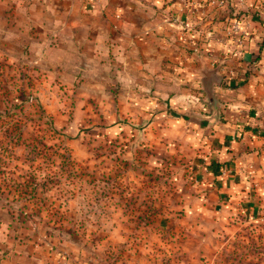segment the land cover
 Returning <instances> with one entry per match:
<instances>
[{
    "label": "rangeland",
    "instance_id": "rangeland-1",
    "mask_svg": "<svg viewBox=\"0 0 264 264\" xmlns=\"http://www.w3.org/2000/svg\"><path fill=\"white\" fill-rule=\"evenodd\" d=\"M82 1L0 0V257L19 258L16 264H264V185L259 193L247 188L258 195L254 206L203 185L208 121L199 126L181 115L208 112L203 93L161 76L165 67L181 76L192 53L222 68L230 56L217 45L227 29L205 30L194 41L186 32L197 17L229 15L234 6L244 16L237 7L244 0H174L167 18L179 23L187 15L178 46L189 57L163 54L153 71L138 62L148 49L102 30L85 15L90 0L83 9ZM121 42L129 49L116 48ZM168 83L192 94L174 115L173 93L158 92Z\"/></svg>",
    "mask_w": 264,
    "mask_h": 264
},
{
    "label": "crops",
    "instance_id": "crops-1",
    "mask_svg": "<svg viewBox=\"0 0 264 264\" xmlns=\"http://www.w3.org/2000/svg\"><path fill=\"white\" fill-rule=\"evenodd\" d=\"M8 1L13 3L15 0ZM84 1L80 2L81 9H83ZM262 1L264 0H244L241 5L236 4L239 8L243 7L241 10L246 11L244 16L235 17L237 10L234 9V6L230 8L229 15L204 18V20L197 17L195 23L198 26L192 29L189 26L186 33L193 41L195 38H200L205 30H207L206 34L218 35L219 32L223 33V28L227 29L224 30V33L228 37L225 39L219 37L217 45V48L230 56L228 60L226 58L221 60L225 62L222 68L218 65L209 66L204 59L195 56L194 53L191 56L195 59L189 57L186 49L178 46L182 45L180 41L186 34L181 31L182 25L180 26L179 23L188 25L189 19L186 17L187 15H184L178 23V20L172 22L170 18H167L169 12L173 15L172 10L176 4L174 0H132V2L130 0H90L91 11L89 15L85 14L88 18L91 14L96 25L103 24L102 30L108 29L109 33L114 36L116 34L115 39L120 38L126 41L133 38L138 44V47L134 46L137 50L138 48L139 50L148 49V52L144 50L147 56L138 55V62L147 69L150 68V71H153V67H149L151 63L155 62L159 65L162 63L161 56L171 51L175 52L176 59L178 58L177 62L181 61L182 56H185L184 59L189 57V62L181 61L180 70L184 71L180 73L181 76L169 73L168 67H165L161 76L164 73H166L165 75L170 74L172 80L181 78L188 88L194 86L201 89L203 98L200 100L208 112L199 113V111L189 108L188 112L181 113L182 118L187 116L186 119L190 116L198 119L194 122L199 126L205 119V121H210L209 117L212 111L204 101L205 92L199 80L202 74L198 70L203 66L207 70L218 67L217 74L221 75L222 79L219 83H213V96L220 103V118L212 124L208 122V125L205 126L208 127L207 129L203 128L206 129L205 132L209 136L207 144L210 145V154L208 158L206 157L205 165L201 168L202 183L211 186L213 194L218 198L227 194L230 199L244 198L253 206L255 205L254 200L258 197L256 192H260L258 186L264 185V4L261 3ZM87 5L86 3L84 6ZM230 5L235 4L231 2ZM146 8H149L147 14ZM255 11L258 13H254ZM205 19H210V27L207 29H204ZM216 19L219 22H215ZM237 20L241 22V31L233 32L232 27ZM98 33L102 32L98 31ZM120 44L119 46L116 44V48H128L124 42ZM186 47L190 50H197V47L192 45L186 44ZM233 55H238L239 59L231 63L234 60ZM197 57L201 59L199 67H196L194 63ZM164 64L173 66L171 63ZM156 69H160V66H156L154 72L157 71ZM148 77L151 78L152 75L150 74ZM186 87H181L179 91L178 86L168 83L164 91H158L167 99L173 93L167 100L171 109L169 110L170 114L176 113L177 110L174 106L178 102L191 101L189 98L192 97V94ZM188 106L190 105L188 104ZM178 112L180 113V111ZM252 185L257 187L256 192L248 193L247 188L253 190ZM262 192H264V188ZM17 262H19V258H12V256L9 258L5 255L0 257V264H16Z\"/></svg>",
    "mask_w": 264,
    "mask_h": 264
},
{
    "label": "water",
    "instance_id": "water-1",
    "mask_svg": "<svg viewBox=\"0 0 264 264\" xmlns=\"http://www.w3.org/2000/svg\"><path fill=\"white\" fill-rule=\"evenodd\" d=\"M218 67H215L212 70H207L205 66L202 69L198 70L202 76L199 78L201 81V86L203 91L205 92L204 101L210 106L211 108V116L209 117L210 124L216 122L220 118V103L216 101L215 97L213 96V83H219L222 79L221 75L217 74Z\"/></svg>",
    "mask_w": 264,
    "mask_h": 264
},
{
    "label": "built area",
    "instance_id": "built-area-1",
    "mask_svg": "<svg viewBox=\"0 0 264 264\" xmlns=\"http://www.w3.org/2000/svg\"><path fill=\"white\" fill-rule=\"evenodd\" d=\"M221 3H223V2H221ZM232 30H233V32H240L241 31V22H240V20L235 21V23H234V25L232 27Z\"/></svg>",
    "mask_w": 264,
    "mask_h": 264
},
{
    "label": "trees",
    "instance_id": "trees-1",
    "mask_svg": "<svg viewBox=\"0 0 264 264\" xmlns=\"http://www.w3.org/2000/svg\"><path fill=\"white\" fill-rule=\"evenodd\" d=\"M235 17H238V16H235Z\"/></svg>",
    "mask_w": 264,
    "mask_h": 264
}]
</instances>
